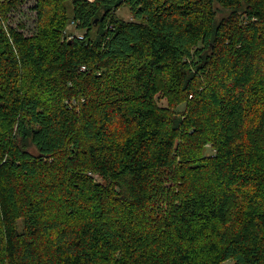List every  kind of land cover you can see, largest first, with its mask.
Wrapping results in <instances>:
<instances>
[{"label": "trees", "instance_id": "obj_1", "mask_svg": "<svg viewBox=\"0 0 264 264\" xmlns=\"http://www.w3.org/2000/svg\"><path fill=\"white\" fill-rule=\"evenodd\" d=\"M26 2L0 0V264H264V0H36L32 34Z\"/></svg>", "mask_w": 264, "mask_h": 264}, {"label": "rangeland", "instance_id": "obj_2", "mask_svg": "<svg viewBox=\"0 0 264 264\" xmlns=\"http://www.w3.org/2000/svg\"><path fill=\"white\" fill-rule=\"evenodd\" d=\"M36 4V0H27L26 3H24L20 8L19 11L17 13L14 14V21L13 24L15 26H17L19 23H23L25 25H27V34H32L35 29V20H36V12L34 11V7ZM69 6V10L72 11V1L68 3ZM72 9V10H71ZM117 15L126 21H130L132 19L130 11L128 9V7H123L122 9H120V11L117 13ZM68 35H84L83 31H79L77 29V23L74 21H71L67 27L66 30L64 32V37L68 36ZM162 106L166 107L167 106V102L166 101H162L160 103ZM181 110H184V106L181 107ZM98 180H100V178H97ZM225 264H235L233 261H228Z\"/></svg>", "mask_w": 264, "mask_h": 264}, {"label": "built area", "instance_id": "obj_3", "mask_svg": "<svg viewBox=\"0 0 264 264\" xmlns=\"http://www.w3.org/2000/svg\"><path fill=\"white\" fill-rule=\"evenodd\" d=\"M87 1H90V2H91V1H93V0H87ZM77 36H79L80 38H83L82 35H77ZM74 37H75L74 35H73V36H72V35H68V36H66V38L69 39V40L73 39Z\"/></svg>", "mask_w": 264, "mask_h": 264}]
</instances>
